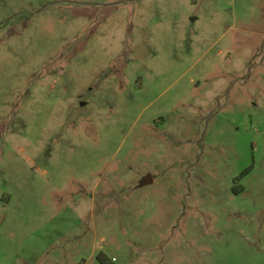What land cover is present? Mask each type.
<instances>
[{
    "label": "rangeland",
    "instance_id": "obj_1",
    "mask_svg": "<svg viewBox=\"0 0 264 264\" xmlns=\"http://www.w3.org/2000/svg\"><path fill=\"white\" fill-rule=\"evenodd\" d=\"M0 264H264V0H0Z\"/></svg>",
    "mask_w": 264,
    "mask_h": 264
},
{
    "label": "water",
    "instance_id": "obj_2",
    "mask_svg": "<svg viewBox=\"0 0 264 264\" xmlns=\"http://www.w3.org/2000/svg\"><path fill=\"white\" fill-rule=\"evenodd\" d=\"M153 182H154L153 176L152 175H148L147 177H145L143 179V181L141 182L140 186L144 187V186L152 184Z\"/></svg>",
    "mask_w": 264,
    "mask_h": 264
},
{
    "label": "trees",
    "instance_id": "obj_3",
    "mask_svg": "<svg viewBox=\"0 0 264 264\" xmlns=\"http://www.w3.org/2000/svg\"><path fill=\"white\" fill-rule=\"evenodd\" d=\"M102 262L104 263V261L102 260Z\"/></svg>",
    "mask_w": 264,
    "mask_h": 264
}]
</instances>
